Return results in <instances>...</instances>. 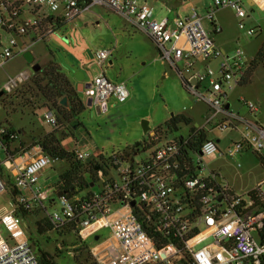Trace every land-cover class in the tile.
Returning <instances> with one entry per match:
<instances>
[{"label": "built area", "instance_id": "obj_1", "mask_svg": "<svg viewBox=\"0 0 264 264\" xmlns=\"http://www.w3.org/2000/svg\"><path fill=\"white\" fill-rule=\"evenodd\" d=\"M245 2L264 9V0H214L203 16L193 8L184 17L157 20L154 8L140 0H0V25L10 35L9 45L2 46L0 52V68L15 56V50L21 55L31 52L34 44L50 39L63 24L95 7L106 8L151 38L161 59L177 72L187 91L207 107L204 125L196 124V128L207 134L210 127L240 134L226 153L209 138L200 153H193L189 129L186 135L157 146L146 160L136 162L138 153L118 162V168L108 176L101 172L98 189L89 200L79 203L80 199L61 198L62 209L49 212L44 205L46 194L38 186L41 172L55 160L40 147L8 156L2 140H17L18 135L10 134L7 126L0 128V153H4L0 159V194L7 190L6 176L23 192L18 204L13 202L10 211L0 213V264H38L31 229L18 215L20 206L28 212L43 209L44 218L56 227L76 220L78 236L85 241L94 239L90 250L96 264H173L180 251L171 241L158 248L151 228L184 241L193 264H262L264 239L259 238V232L264 229V211L255 208L247 196L239 198L226 178L205 162L207 157H235L244 150L264 156V122L234 114L229 103V92L243 85L252 59L241 48L224 51L213 37L222 32L215 19L220 8L234 10L242 20L240 28H245L243 20L249 17ZM206 20L212 25L211 32L204 25ZM255 33V29L249 31L250 36ZM110 55L109 51L97 53L101 67ZM217 60V70L206 65ZM28 79L26 72L21 73L7 83L6 91ZM83 95L86 103L91 100L93 106L105 111L111 100L124 103L130 97L126 83L112 82L105 73L86 84ZM242 101L251 114L259 111L252 102ZM47 120L53 130L58 129L52 111ZM73 151L82 162L97 158L78 148ZM188 164L193 173H186ZM199 196L201 211L196 215L192 204ZM203 226L205 232L201 231ZM2 228L8 232L6 238ZM103 230L111 233L109 241L99 235ZM196 232L198 235L191 239ZM210 236L215 238L214 244L194 251L197 241Z\"/></svg>", "mask_w": 264, "mask_h": 264}, {"label": "rangeland", "instance_id": "obj_2", "mask_svg": "<svg viewBox=\"0 0 264 264\" xmlns=\"http://www.w3.org/2000/svg\"><path fill=\"white\" fill-rule=\"evenodd\" d=\"M214 0H140L141 4H148L154 8L155 18L175 19L184 17L193 8H197L201 16ZM244 8L249 17L243 20L244 29L240 28L242 20L236 17V12L230 8L217 10L215 19L222 32L213 35L216 44L227 52L241 48L248 59L256 57L264 43V9L250 6L247 2ZM1 15V9H0ZM204 25L211 32L212 25L207 20ZM255 29L253 36L249 31ZM0 52L2 46H8L10 35L0 25ZM22 42H20L21 44ZM29 43V40H28ZM59 51V53H58ZM109 51V59L101 67L97 60V53ZM34 63L29 64L24 55L15 50V56L9 59L5 66L0 68V128L11 125L17 131L18 139L15 147L21 142L23 149L30 150L43 136L53 131L47 120L48 108L44 107L41 94L35 88L33 80L43 69L53 61L63 68L66 76L77 86L76 73L80 69L86 72L84 84L91 81L100 73H105L112 82H124L130 93L129 99L118 103L114 99L108 103V110L100 111L88 107L86 112L78 118L81 127L65 137L63 146L73 151L76 145L82 149L101 152L105 156L119 154L136 144L149 145L151 138L160 143L154 147L147 146L135 158L136 162L146 160L159 145L172 141L189 132L191 127L182 125L178 133L167 131L166 123L173 115L184 114L193 119L196 124L204 125L207 116V107L200 103L184 86L181 77L170 64L165 63L155 43L144 33L138 31L130 21L119 14L106 9L95 7L92 12L86 13L77 19L63 24L55 35L47 41H41L31 48ZM34 64L41 66V71L34 73ZM220 60L211 61L206 65L218 69ZM179 68L183 69L179 64ZM201 69V66H199ZM26 72L29 79L6 91V85L11 79H16ZM42 76V74H41ZM82 89V87L80 88ZM85 99V96H84ZM242 100L252 102L258 107V112L251 114ZM229 103L236 115L264 122V67L258 66L252 80L247 85H241L229 92ZM149 122L150 131L144 133L143 122ZM208 130V138L215 142L220 151L226 153L240 139L239 131ZM241 129V128H240ZM62 134V132H60ZM4 159V153H0ZM207 165L220 172L230 183L239 198H245L253 190L260 189L264 194V169L252 150H244L235 157L220 156L219 154L205 158ZM68 169V164L55 161L40 174L39 184L46 181L51 187L50 196L44 202L49 212L62 209L61 198L55 190L59 176ZM263 183L262 186L260 184ZM9 185L7 190L0 194V213L13 208V199ZM98 188L96 187V190ZM54 200V201H53ZM118 210V208H116ZM43 209L35 211L30 216L27 225L30 227L32 238L39 243V247L52 255H58V264H76L75 258L80 257L76 252L79 243L78 235H68L59 238L55 233H48L41 237L37 234L35 223L44 219ZM203 226L201 231L205 232ZM6 238L8 232L2 228ZM103 240L109 241L111 233L103 230L100 234ZM66 241V245L63 242ZM215 238L202 237L193 246L199 251L215 243ZM91 245L94 239L88 241ZM95 264L90 252H85L81 262Z\"/></svg>", "mask_w": 264, "mask_h": 264}, {"label": "trees", "instance_id": "obj_3", "mask_svg": "<svg viewBox=\"0 0 264 264\" xmlns=\"http://www.w3.org/2000/svg\"><path fill=\"white\" fill-rule=\"evenodd\" d=\"M55 59L56 57L54 56L53 60H51V64L43 69L38 76H36L33 80V84L43 97V101L45 103L44 107L48 108L49 111H52L57 117L59 127L57 130H53L40 138L33 145V147L27 151L40 147L42 151L53 160L66 162L68 164V169L59 176L55 193L57 196L61 194V198L66 201L80 199L79 203H81L94 196L96 187H98L100 182L101 172H103L105 176H108L109 172L118 168V162L125 161L126 158H130L133 155L146 150L147 146H156L161 142L162 137L158 140H155V137L151 138V143L149 145L138 143L134 147L127 148L123 152L113 154L112 156H105L104 154H101L90 162H82L78 160L75 151H68L63 146V141L65 140V137L72 135L73 131H76L74 129V125L76 122H80L78 118L86 112V101L83 93L78 92L77 84L75 85L66 76L61 66L56 65L53 62ZM260 65L264 67V43L259 49L256 57L253 58L249 64L246 77L244 78V86L251 82L257 67ZM2 92L5 93V91ZM64 98H67L69 105L68 108L61 105ZM182 125L191 127L189 132L190 150L193 153H200L203 145L208 141V134L204 130L196 128L194 120L184 114L173 115L166 123V128L170 133H178ZM7 130L10 134L17 135L15 128L9 124L7 126ZM60 132H62V134ZM2 141L8 150V156H17L18 154H24L27 152L23 149V142H21L19 146L15 147L17 140L4 138ZM255 154L264 169V156L258 153ZM188 167L189 170H187L186 173H193L194 169L192 165L188 164ZM6 179L8 180L7 183L10 187L9 189L13 202L14 204H18V199L23 192L14 186L11 178L6 176ZM231 194H234V191H232ZM201 197L202 196H199L192 204L196 215L200 214L201 211ZM247 197L254 202L255 208H260L264 211V194L259 189L249 192ZM35 213L36 212H28L21 206L18 208V215H20L24 220L28 219ZM77 227L78 225L76 220L64 227H56L45 218L36 222V231L41 237L53 232L59 238L73 234L78 235L79 231ZM150 231L153 233L152 237L157 243L158 248H163V246L169 243L168 241H171L180 251L179 259L173 264H193L191 256L185 249L184 241L175 239L172 234L167 236L164 232L162 233L156 231L154 228H151ZM197 235L198 233L196 232V234L190 238L193 239ZM77 238L79 239V243H77L78 248L76 249V252L80 254V257H76L75 261L76 264H84L81 262V257L85 252H90V244L88 241L82 240L80 237ZM259 238L261 240L264 239V229L259 232ZM63 244L66 245V241H64ZM32 245L38 255V264H58L56 260L60 257L57 254L52 255L49 252L43 251L39 247V243L35 242L33 238ZM89 262L87 261L85 263L89 264ZM262 264H264V257Z\"/></svg>", "mask_w": 264, "mask_h": 264}, {"label": "water", "instance_id": "obj_4", "mask_svg": "<svg viewBox=\"0 0 264 264\" xmlns=\"http://www.w3.org/2000/svg\"><path fill=\"white\" fill-rule=\"evenodd\" d=\"M24 58L26 59V61L29 63V64H33L34 63V56L31 52H27L24 54ZM33 71L34 73H38L41 71V66L39 64H34L33 66ZM76 81L79 83L77 88H78V92L79 93H83V90L84 88H86V84H84V81H85V75L83 73V71H79L76 73ZM82 87V89H80ZM4 92L0 93V97H2ZM61 105L64 106L65 108H68L69 105H68V101H67V98H64L61 102ZM86 107H93V103L91 100H89L87 103H86ZM227 108H229V106H227ZM81 123L80 122H76V124L74 125V129L77 130L79 127H80ZM143 130H144V133L145 134H148L149 131H150V128H149V122L148 121H144L143 122ZM62 195L59 194L58 195V198H61ZM135 203L133 202L132 203V206H134Z\"/></svg>", "mask_w": 264, "mask_h": 264}, {"label": "crops", "instance_id": "obj_5", "mask_svg": "<svg viewBox=\"0 0 264 264\" xmlns=\"http://www.w3.org/2000/svg\"><path fill=\"white\" fill-rule=\"evenodd\" d=\"M249 5H251L252 6V4H249ZM187 15V14H186ZM185 15V16H186ZM237 17V16H236ZM178 18V17H177ZM238 18V17H237ZM224 51H226L224 48H222ZM34 56V55H33ZM0 121H2V120H0ZM1 123V122H0ZM76 148H78V149H80V150H82V151H85V152H90V153H92V155L94 156V157H98L99 155H101L102 153L101 152H95L92 148H90V150H87V149H82L81 147L79 148V146L78 145H76ZM75 148V149H76ZM74 149V150H75ZM32 154V153H31ZM231 186V185H230ZM41 190H42V192L43 193H45L46 194V197H49L50 196V192L52 191L51 190V187H50V185L47 183V181L44 183V184H39V186H38ZM232 187V186H231ZM54 201V200H53Z\"/></svg>", "mask_w": 264, "mask_h": 264}, {"label": "flooded vegetation", "instance_id": "obj_6", "mask_svg": "<svg viewBox=\"0 0 264 264\" xmlns=\"http://www.w3.org/2000/svg\"><path fill=\"white\" fill-rule=\"evenodd\" d=\"M80 71H83V73H84V75H85V78H86V72L84 71V69H80ZM92 108H94V109L100 111V113H102V112H106V111L108 110V108H107V110L105 111L104 108H99V107H97V106H93Z\"/></svg>", "mask_w": 264, "mask_h": 264}]
</instances>
